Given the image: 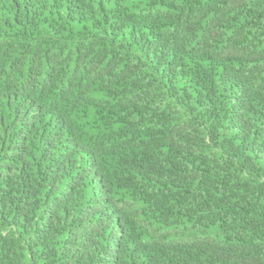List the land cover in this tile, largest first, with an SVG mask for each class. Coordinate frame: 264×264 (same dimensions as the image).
<instances>
[{"label": "trees", "instance_id": "obj_1", "mask_svg": "<svg viewBox=\"0 0 264 264\" xmlns=\"http://www.w3.org/2000/svg\"><path fill=\"white\" fill-rule=\"evenodd\" d=\"M0 264H264V0H0Z\"/></svg>", "mask_w": 264, "mask_h": 264}]
</instances>
